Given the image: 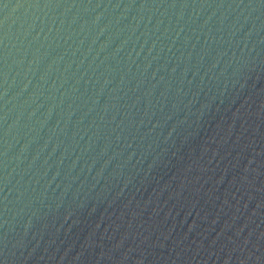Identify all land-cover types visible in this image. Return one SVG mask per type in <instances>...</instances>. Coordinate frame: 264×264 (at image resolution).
<instances>
[{"label":"water","instance_id":"water-1","mask_svg":"<svg viewBox=\"0 0 264 264\" xmlns=\"http://www.w3.org/2000/svg\"><path fill=\"white\" fill-rule=\"evenodd\" d=\"M0 264H264V0H0Z\"/></svg>","mask_w":264,"mask_h":264}]
</instances>
